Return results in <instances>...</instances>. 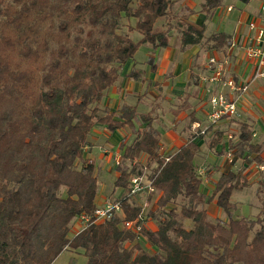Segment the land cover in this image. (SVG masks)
<instances>
[{
    "label": "trees",
    "instance_id": "trees-1",
    "mask_svg": "<svg viewBox=\"0 0 264 264\" xmlns=\"http://www.w3.org/2000/svg\"><path fill=\"white\" fill-rule=\"evenodd\" d=\"M221 2L204 0L201 12L210 15ZM173 3L0 0V264H51L66 249L82 253L86 264H264V178L258 181L262 206L255 218L232 214V193L246 186L244 167L222 171L210 195L200 192L194 165L198 141L212 131L209 147L221 145V130L208 126L204 134H193L165 162L159 132L148 113L124 104L117 113L98 114L105 92L141 45L147 43L154 50L170 46L172 26L157 29L156 24ZM122 17L135 20L127 31L137 32V40L118 33ZM188 17L174 26L181 50L198 45L206 30ZM232 35L212 34L210 48L227 52ZM145 63L155 72L153 54ZM142 75L134 67L126 73L134 80ZM191 76L197 85V74ZM190 114L192 124L196 118ZM136 120L141 122L138 128ZM97 124L109 132L126 126L134 130L133 140L120 145L122 161L134 162L145 154L147 165L156 164L149 174L159 192L157 213L149 212L156 230L143 225L136 234L123 227L124 221L141 213L130 202L138 194L129 195L130 176L142 172V164L134 162L130 169L115 167L114 186L123 190L117 199L121 211L72 234L76 219L82 214L91 217L96 208L94 161L82 154L90 147L88 135ZM239 126L237 140L228 145L231 162L263 163L264 143L252 142L254 132L246 122ZM178 198L184 201L179 212L166 208ZM213 200L226 220L208 219L204 206ZM179 216L191 218L192 227L185 229ZM139 235L147 248L136 241Z\"/></svg>",
    "mask_w": 264,
    "mask_h": 264
},
{
    "label": "rangeland",
    "instance_id": "rangeland-1",
    "mask_svg": "<svg viewBox=\"0 0 264 264\" xmlns=\"http://www.w3.org/2000/svg\"><path fill=\"white\" fill-rule=\"evenodd\" d=\"M203 2L204 0H174L173 6L167 16L160 19L156 24L157 29H166L168 26H172L169 31V42L171 44L170 47L174 48L176 51V55L173 57L174 50H167L165 53V57H167L166 62L163 64V70H165V72L163 74L162 82L157 83L153 88H151V90L146 88L148 90L146 93L149 95L141 93L138 96L140 104H143L138 111L149 114L152 119V126L159 131V137H161V134L168 132L175 138L173 141L175 143L171 147L170 151H168L169 153L163 155V153L159 150L162 157H165L168 154H174L173 152H176L177 147L185 143V141H188L193 134H195V130L191 126L190 119L192 117L189 113L188 116L183 119L178 118L175 111L181 112L185 109L184 105L187 103L186 100L188 96H192L194 98V107L199 105L203 108L205 107L203 105L205 101H208L207 96L203 92V88L198 87V83L197 85L194 84V79L191 76L189 77L190 72H194L193 67L196 70L200 66H203L207 58L214 53V50L210 48L211 43L208 41V38L212 34L219 31L229 33L240 28L242 32H245L248 22L253 17V13L257 12L260 3L259 0H250L248 4H245L241 0H222L220 7H218L212 14L205 15L201 12V4ZM229 5H231L230 10L227 9ZM190 10H193V14H189ZM243 13H246V15L248 13L247 18H245V16L241 17ZM187 14L189 15L187 20H192V22L198 26L200 24H204L206 26V30L204 32L203 39L198 45L186 48L189 50L188 56L184 57L185 55H181L178 51L179 30H177L174 26L179 21L184 20V16ZM134 21V19L122 17L118 33H126L132 39L137 40L140 37L137 32L128 33L127 31V26H133ZM159 52H161V50H154L149 44H143L136 51L134 61L139 63L143 61L145 62L150 54H154L157 58ZM225 53H223V55ZM129 63L132 67L133 64L131 62ZM137 65L140 66L141 63ZM199 72L200 75L204 74L203 70ZM200 75L197 76L198 80ZM122 77L123 75L121 74L119 78L121 79ZM262 80L264 79H258L257 82ZM187 81L188 84H186ZM261 87L262 91L261 94L259 92L258 97L249 96V89L246 95L241 99L238 117L229 120V122L222 127H219V125L216 126V128H222L225 132V137L223 139L224 143L222 142V145L210 148L209 143L214 134H212V131L206 133L203 140L200 141L201 148L199 147V151L197 152L194 160L196 171L201 179L200 192L206 196L210 195L212 192L214 187L213 184L217 181L222 171H225L228 168L237 171L238 169H242L244 167L243 172L246 176V186L241 189L234 190L232 193L231 201L234 204L232 214L234 217L255 218L260 212L262 206L261 196L258 193V181L261 178H264V162L260 164L250 163L247 166H244L245 164L240 159L230 162L233 155L232 150H229L228 148L230 143L233 144L237 140V136L240 131L239 125L242 122H248V124L252 127L254 132L252 139L253 143H264V85H261ZM105 94L107 93L105 92ZM134 100L135 98L131 95L126 97V101L129 103L134 102ZM207 108L208 106L205 109L207 110ZM105 111L106 108L103 102H101L98 114L102 116L105 114ZM196 120L205 124V117H203V115L199 117V120ZM135 125L137 128L140 127V120H136ZM122 132H132L134 135V130L128 126L124 127V130L109 132L102 125H95L88 135L90 147H86L82 154L83 158L89 157L93 159L95 169L97 170L102 162L100 156H110L109 158L107 157L108 162L106 164L108 166V171H100L99 169L96 176L98 179V193L101 192L112 200H115V198L118 199L123 193L122 189H118L114 186V180L118 175L115 167L118 164L122 167L130 169L132 164L137 162L139 165L142 164L139 166L140 170L143 171L144 167H146V175H149L152 168L156 166L154 162L147 165V161L145 158L143 159V157H141L142 159L137 157L134 162L122 161L119 156L114 159V156L117 152H119L117 150L119 145L123 142ZM227 134H231L232 137L227 139ZM129 139L125 141L126 144H129L133 138L131 140ZM111 148L114 152L111 151ZM262 158L264 160V150L262 152ZM59 191L63 194L65 193V188L61 187ZM158 196L159 192L156 190L150 194L140 193L130 201L133 205L140 208L141 214H143L142 216L145 218V221L150 224V226H156L155 220L152 219L149 212L157 213L156 200ZM183 202L184 201L181 198H178L175 202L169 203L166 208L173 206L176 211L179 212ZM204 207L207 210L208 219L210 221L213 222L217 218L226 220L224 212L214 204V200L205 204ZM178 220L182 222L185 229L192 227L191 218L179 216ZM76 224H74V226L72 225V230L76 228ZM136 241H138L143 248H147L148 243L142 235H139ZM51 264H86V257L82 253L74 254L69 249H66L63 250Z\"/></svg>",
    "mask_w": 264,
    "mask_h": 264
},
{
    "label": "built area",
    "instance_id": "built-area-1",
    "mask_svg": "<svg viewBox=\"0 0 264 264\" xmlns=\"http://www.w3.org/2000/svg\"><path fill=\"white\" fill-rule=\"evenodd\" d=\"M227 9L230 10L231 6H228ZM236 45L237 42L233 34L232 43L227 52L224 55L222 52L210 55L203 65L204 74L199 76L198 83L207 96L208 111L205 124L192 123L195 134H204L208 126H215L222 120L238 117L241 99L248 92L250 85L258 79L264 78V0H260L258 10L248 22L244 33V55L253 64V72L245 80H241L229 64L230 51ZM227 137L231 138V134H227ZM118 156L121 157L119 152L114 156V159ZM170 156L168 154L164 157L165 162L169 160ZM146 170L144 167L141 174L130 176L129 195L155 192L153 179H150L148 174L146 175ZM120 211V202L117 199L106 198L101 205L96 206L91 217L82 214L76 219L74 222V224L77 223L76 228L72 230L74 224L71 227L72 234H77L90 223H101ZM144 221L145 218L140 213L137 219L124 221L123 227L138 234L144 225Z\"/></svg>",
    "mask_w": 264,
    "mask_h": 264
},
{
    "label": "crops",
    "instance_id": "crops-1",
    "mask_svg": "<svg viewBox=\"0 0 264 264\" xmlns=\"http://www.w3.org/2000/svg\"><path fill=\"white\" fill-rule=\"evenodd\" d=\"M259 2H260V0H259ZM229 6H231V5H229ZM253 14H255V13H253ZM243 16H245V18H247L248 13H247V15H246V13H243L241 17H243ZM189 19H192V18H189ZM190 22H192V20H190ZM229 33L234 34V39L237 42V45L234 46L232 48V50L230 51V53H231L230 54L231 55L230 56V60H229L230 67H231L232 70H234L237 73L238 77L241 80L248 79L251 76L252 72H253V64L251 62H249L247 60V58L245 57V55H244L243 44H244V33L245 32H242L241 29L238 28V29H236V30H234L232 32H229ZM170 46H171V44H170ZM170 46L167 47L166 49H161V52L158 53L157 58L153 54L154 57H155V64H156L155 72H151L150 71L149 66L145 63L146 61L145 62L144 61L140 62L141 63L140 66L137 65V64H140V63L137 62V61H134V60L131 62L133 64L132 67H131L130 63L126 64V66L124 65L125 67H123V69H121V71H123V72L120 71V75L122 74L123 77L120 79L119 78L120 75L118 76V78H117L116 82L114 83V85L111 86L106 91L107 94L104 95L103 100L101 101V102H103L106 110H108L109 112H116L117 113L118 110L120 109V107L125 104V105L135 106L138 113H146V112L138 111L139 108L141 107V105H143V104H140L138 96L141 93H146L148 91L146 88L151 90V88H153L157 83H161L162 82L163 74L165 72V70H163V64L166 62V58H167V57H165V55H166L165 53L167 52V50H170V49L174 50V48H171ZM178 51L180 52L181 55H185L184 57L188 56V51H189L188 49L181 50L180 47H178ZM215 52L216 51H214V53ZM214 53H212V54H214ZM175 55H176V51L174 50L173 57ZM156 60H157V62H156ZM133 67L136 68V69L142 70L143 75H142V79L141 80H134V79L126 77V73H128ZM166 67H167V65H166ZM193 70H194L195 73L193 71L190 72L189 77L191 76V74H193V75L197 74V76L200 75L199 71L203 70V66H200L196 70L193 67ZM168 76H169V74H168ZM260 79H264V78H260ZM189 81H190V78H189ZM186 84H188V81H187ZM261 85L262 86L264 85V80H262L260 82H257V81L253 82L250 85V87H249L250 91L248 92V95L249 96H253V97H256V96L258 97L259 92L261 94V91H262ZM197 86L199 87V83H198ZM129 95H131V96H133L135 98L134 102H130L129 103V102L126 101V97L129 96ZM146 95H149V94L146 93ZM193 100H194V98L192 96H188V98L186 100L187 103H186V105H184L185 109L183 111H181V112L179 111L177 113L178 118H183L184 119L186 116H188V113H189L190 116H191L190 113H193L194 117L196 119H198V120H199V117L202 116V115L206 119V113L208 111V108H207V110L205 108L208 106L207 102L205 101V103L203 104L205 107H203V108H202V106H199V105L194 107ZM240 106H241V104H240ZM187 110H189V111H187ZM193 122H198V121L195 120ZM227 122H229V120H222V121L218 122L214 126V129H219V130H221L223 132V139L225 137L224 130L222 128H216V126L219 125V127L220 126L222 127L225 124H227ZM246 123L248 124V122H246ZM191 126H192V124H191ZM251 129H252V127H251ZM119 130H124V128H121ZM122 134H123L122 135V139H123L122 141L124 143L129 138H130L129 140L134 138V135L132 134V132L131 133L122 132ZM253 135H254V133H253ZM160 136L161 137H160V141H159V145H160L159 150H160L161 153H163V155H166L167 153H169L168 151H170L171 147L174 145L175 142H173V141H174L175 138L171 134H169L168 132H166L164 134H161ZM88 142H89V140H88ZM186 142L187 141H185V143ZM185 143L181 144L179 147H181ZM198 145L201 148L200 141H198ZM179 147H177V149ZM117 150L121 154L122 150L120 148V145H119ZM111 151L114 152L112 150V148H111ZM100 157H101V161L102 162L99 165L98 170L95 169V174L96 175L99 172V169H100V171L101 170L108 171V166L106 164L108 162L107 157L109 158L110 156L106 155V157L104 156L105 158L103 156H100ZM141 157H143V159L145 158V160L147 159V156L145 154H141L139 156V158H141ZM87 158H89V157H87ZM111 158H112V156H111ZM89 159H92V158H89ZM194 160H195V158H194ZM117 188L121 189L119 187H117ZM106 198H108V197L105 196L104 194H102L101 192L100 193L97 192L96 199H95L96 206L101 205L105 201ZM144 226L146 228L151 229V230H156V226L155 225L150 226V224L148 222H146V221L144 222Z\"/></svg>",
    "mask_w": 264,
    "mask_h": 264
},
{
    "label": "bare ground",
    "instance_id": "bare-ground-1",
    "mask_svg": "<svg viewBox=\"0 0 264 264\" xmlns=\"http://www.w3.org/2000/svg\"><path fill=\"white\" fill-rule=\"evenodd\" d=\"M116 199V198H115ZM143 215V214H142Z\"/></svg>",
    "mask_w": 264,
    "mask_h": 264
}]
</instances>
